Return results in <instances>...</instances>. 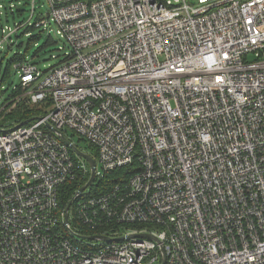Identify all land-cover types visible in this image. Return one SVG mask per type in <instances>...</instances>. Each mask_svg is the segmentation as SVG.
<instances>
[{
    "label": "built area",
    "instance_id": "2783aa9c",
    "mask_svg": "<svg viewBox=\"0 0 264 264\" xmlns=\"http://www.w3.org/2000/svg\"><path fill=\"white\" fill-rule=\"evenodd\" d=\"M29 1L0 49L52 22L68 50L15 63L0 107L48 103L0 126V264H264V0ZM46 123L96 148L72 221L58 194L90 168Z\"/></svg>",
    "mask_w": 264,
    "mask_h": 264
},
{
    "label": "rangeland",
    "instance_id": "374dc122",
    "mask_svg": "<svg viewBox=\"0 0 264 264\" xmlns=\"http://www.w3.org/2000/svg\"><path fill=\"white\" fill-rule=\"evenodd\" d=\"M187 2L192 4L194 1L187 0ZM11 3L16 5L12 12L9 8ZM36 4L43 6L44 12L47 10L46 0H36ZM18 10H22V13L19 14ZM30 12L31 4L29 0H0V40L3 35L13 30L17 24L28 19ZM50 28L51 41L48 40L49 34L47 31H42L41 28L34 27L28 31H23V29L17 30L11 34L8 43L3 44V47L0 49V89H7L4 95L10 94L12 87L19 82L16 68L14 67L15 63L7 66L15 53H22L27 48V59H30L39 68L45 70L58 64L62 54L68 50L64 39L56 34V26L54 23L51 22ZM1 30H4L3 35ZM26 33L28 34L26 35ZM0 125L8 128L15 125V123L12 119H5ZM66 134L80 148L87 143L79 134L71 130H67ZM72 218L73 209L71 206L69 209L70 221H72ZM72 228L78 231L74 225H72Z\"/></svg>",
    "mask_w": 264,
    "mask_h": 264
},
{
    "label": "trees",
    "instance_id": "16d2710c",
    "mask_svg": "<svg viewBox=\"0 0 264 264\" xmlns=\"http://www.w3.org/2000/svg\"><path fill=\"white\" fill-rule=\"evenodd\" d=\"M48 40L51 41L50 36H48ZM26 52H27V48L22 53H19V52L15 53L13 55V58L10 60V62H8L7 66L12 65L14 63H18L25 59L28 62H32L30 59H27ZM6 91L7 89H0V97L2 100L0 102V107L11 96H13V94H15V91L12 90L10 94L4 95ZM47 105L48 103L37 104V105H25L24 103L23 104L21 103V104L16 105V107H14L8 112H7V109H4L0 111V115H2L0 119V123L4 121L5 119H12L14 123L26 122V124H29V121L31 118L35 116H42L46 113L45 107ZM80 149H82L85 152H88L91 156H93L94 159H96L97 152H96V148L93 145L86 143ZM70 153L72 154L73 158L76 159L75 153L71 149H70ZM126 168H127L126 166L124 167L122 166L120 168L113 169L112 171L105 173L103 176L104 178L100 180L99 179L95 180L96 182L94 184V187H97L96 188L97 193L104 192L110 187L111 184H114L116 182L123 180L126 177V172H125L127 170ZM89 175H90L89 171L87 172L85 176H82L81 174H79L75 180L66 182L62 185V189H60V192L58 194V203H59L60 209H65V207L71 200L75 189L83 185L89 178ZM86 232H89V231H86V230L84 232L82 231V233H86Z\"/></svg>",
    "mask_w": 264,
    "mask_h": 264
},
{
    "label": "water",
    "instance_id": "95a60500",
    "mask_svg": "<svg viewBox=\"0 0 264 264\" xmlns=\"http://www.w3.org/2000/svg\"><path fill=\"white\" fill-rule=\"evenodd\" d=\"M47 128H49L52 132H54L57 137L63 141L76 155L80 156L81 158H83L84 160L87 161L89 168H90V175L89 178L87 179V181L78 188L76 195L78 194V192L83 191L88 185H90V183L93 180L94 177V172H95V159L93 158V156H91L88 152H85L83 150H81L77 145H75L69 138H67L65 136V134H63L60 130L56 129L54 126H52L50 123H46ZM74 197V196H73ZM73 197L71 198V200L69 201V203L67 204V206L65 207L64 210V221L67 222L68 220V210L70 208L71 202L73 200ZM74 235H78L81 236L83 238H88V239H100V240H105V241H109V240H122L124 239L126 236L122 235V236H118V237H109V236H104V235H80L77 234L75 232H73ZM146 237H150L153 240L157 241V239L155 238V236H151L150 234L146 233L143 234ZM160 252H161V264H164L165 259H166V255H165V251L162 245H160Z\"/></svg>",
    "mask_w": 264,
    "mask_h": 264
}]
</instances>
